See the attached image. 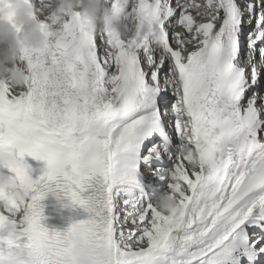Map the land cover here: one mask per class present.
Segmentation results:
<instances>
[{
	"label": "snow or ice",
	"instance_id": "obj_1",
	"mask_svg": "<svg viewBox=\"0 0 264 264\" xmlns=\"http://www.w3.org/2000/svg\"><path fill=\"white\" fill-rule=\"evenodd\" d=\"M111 5L128 18L144 10L155 30L124 40L75 13L45 47L21 50L26 92L0 81V147L25 193L22 207L0 210L11 226L0 264H74L76 235L103 250L96 264H264V0ZM25 154L46 162L41 177ZM165 157L170 169L142 167ZM142 169L171 177L174 214L154 207ZM52 189L88 213L62 233L41 224Z\"/></svg>",
	"mask_w": 264,
	"mask_h": 264
},
{
	"label": "clouds",
	"instance_id": "obj_2",
	"mask_svg": "<svg viewBox=\"0 0 264 264\" xmlns=\"http://www.w3.org/2000/svg\"><path fill=\"white\" fill-rule=\"evenodd\" d=\"M75 13L91 30L106 31L124 40L141 33L147 36L155 30L151 16L144 10H137L128 18L120 9L107 6L106 0H0V81L10 88L21 89L27 76L26 66L20 60L21 50L45 47L61 35L64 20ZM12 160L11 151L0 147V210L4 205L22 207L25 200L24 190L7 168ZM190 164L192 167L198 164L194 152ZM48 194L60 209L69 206L61 191L52 189L45 195ZM153 204L162 216L172 215L178 206V195L165 190ZM71 248L74 264H96L103 252L79 235L72 238Z\"/></svg>",
	"mask_w": 264,
	"mask_h": 264
},
{
	"label": "bare ground",
	"instance_id": "obj_3",
	"mask_svg": "<svg viewBox=\"0 0 264 264\" xmlns=\"http://www.w3.org/2000/svg\"><path fill=\"white\" fill-rule=\"evenodd\" d=\"M239 2H243V0H239ZM106 3L108 6L107 0H106ZM151 39L152 38L148 39V41L150 42ZM170 41H171V37H170ZM257 65H258V67H260V60H259L258 52H257ZM263 79H264V76H262V78H261V84H260V88H259V92L261 94H264V90L262 89L263 88V84H262ZM172 99L173 98L169 95V101H168L169 108H170V103H171ZM257 104L259 105V100L257 101ZM163 107H164V105H162V108ZM167 119H168V117L164 118L165 130L169 133L170 137L172 138V143L169 146V150L172 152L173 157H174L178 151L179 140L176 138L174 128L169 127V123H168L169 121H167ZM165 160H166V163L161 161L159 163H150L148 165H143L142 167H148V168L162 167V168L170 169L172 167V160L167 159L166 157H165ZM142 172H144L145 175H142L140 177V179H141L142 184L145 186V191L148 194L149 199L154 201L160 193H162L165 190H169L168 184L171 182L170 176H166L164 180H161V179H159L158 176L152 175L151 173H147V170H145V169H142ZM26 199L30 200V197H27ZM42 204H43V201L41 199V211H42L41 224L45 228H47L48 222H50L52 220L53 214L51 212L44 210V208L42 207ZM81 211L83 213L82 216H79L77 211H75L74 209H71L67 212L68 220H69L68 226L71 222H73L75 220H79V219H84L88 216V213L82 207H81ZM5 214H8V213H5ZM56 215L58 216V219H56V220L62 219V215L59 212H57ZM10 228H11L10 225H5L3 227H0V236H6L8 234V232L10 231ZM25 241H26V237H21L20 240L17 242L22 244ZM6 246L7 245H6L5 241H0V248H4Z\"/></svg>",
	"mask_w": 264,
	"mask_h": 264
},
{
	"label": "rangeland",
	"instance_id": "obj_4",
	"mask_svg": "<svg viewBox=\"0 0 264 264\" xmlns=\"http://www.w3.org/2000/svg\"><path fill=\"white\" fill-rule=\"evenodd\" d=\"M146 180V179H145Z\"/></svg>",
	"mask_w": 264,
	"mask_h": 264
}]
</instances>
